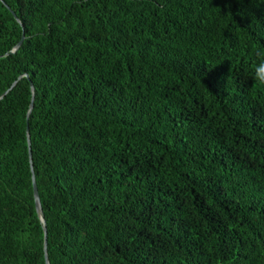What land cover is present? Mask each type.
Segmentation results:
<instances>
[{
  "label": "trees",
  "instance_id": "trees-1",
  "mask_svg": "<svg viewBox=\"0 0 264 264\" xmlns=\"http://www.w3.org/2000/svg\"><path fill=\"white\" fill-rule=\"evenodd\" d=\"M261 52L264 0H0V264L32 174L49 264H264Z\"/></svg>",
  "mask_w": 264,
  "mask_h": 264
},
{
  "label": "water",
  "instance_id": "water-1",
  "mask_svg": "<svg viewBox=\"0 0 264 264\" xmlns=\"http://www.w3.org/2000/svg\"><path fill=\"white\" fill-rule=\"evenodd\" d=\"M18 20V19H17ZM19 21V20H18ZM23 41V37L22 39L14 46V48L10 51V53L15 52L22 44ZM26 77H28L27 75H25ZM22 76L18 77V79L16 81H14L12 83V85L10 86L9 89H7L2 96L0 97V99L6 95L17 83V81L21 78ZM31 89H32V99H31V103L29 106V111H28V115L32 110L33 107V101H34V87L33 84L31 83ZM27 137H28V144H29V154H30V161H31V150H30V138H29V133H28V129H27ZM32 183H33V195H34V201H35V207L37 210V213L39 215V218L43 224V229H44V252H45V261L46 264H49V259H48V255H47V229H46V224H45V220L43 218V213H42V207H41V202H40V198H39V194H38V190H37V186H36V181H35V176L34 174H32Z\"/></svg>",
  "mask_w": 264,
  "mask_h": 264
},
{
  "label": "clouds",
  "instance_id": "clouds-1",
  "mask_svg": "<svg viewBox=\"0 0 264 264\" xmlns=\"http://www.w3.org/2000/svg\"><path fill=\"white\" fill-rule=\"evenodd\" d=\"M253 79L264 86V52L260 53V60L255 66Z\"/></svg>",
  "mask_w": 264,
  "mask_h": 264
}]
</instances>
